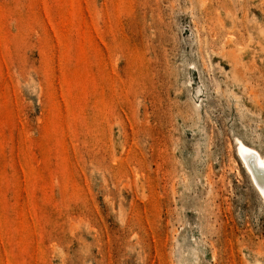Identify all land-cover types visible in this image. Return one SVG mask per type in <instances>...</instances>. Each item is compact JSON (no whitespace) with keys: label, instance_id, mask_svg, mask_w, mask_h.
I'll return each mask as SVG.
<instances>
[{"label":"rangeland","instance_id":"rangeland-1","mask_svg":"<svg viewBox=\"0 0 264 264\" xmlns=\"http://www.w3.org/2000/svg\"><path fill=\"white\" fill-rule=\"evenodd\" d=\"M264 0H0V264H264Z\"/></svg>","mask_w":264,"mask_h":264},{"label":"bare ground","instance_id":"bare-ground-1","mask_svg":"<svg viewBox=\"0 0 264 264\" xmlns=\"http://www.w3.org/2000/svg\"><path fill=\"white\" fill-rule=\"evenodd\" d=\"M238 156L253 185L264 199V157L242 141L238 142Z\"/></svg>","mask_w":264,"mask_h":264}]
</instances>
